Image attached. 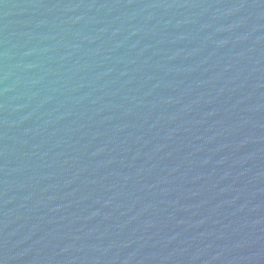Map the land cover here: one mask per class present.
Instances as JSON below:
<instances>
[{
	"label": "water",
	"instance_id": "1",
	"mask_svg": "<svg viewBox=\"0 0 264 264\" xmlns=\"http://www.w3.org/2000/svg\"><path fill=\"white\" fill-rule=\"evenodd\" d=\"M0 264H264V0H0Z\"/></svg>",
	"mask_w": 264,
	"mask_h": 264
}]
</instances>
